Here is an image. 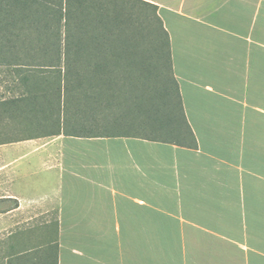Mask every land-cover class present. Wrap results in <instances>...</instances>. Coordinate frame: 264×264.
Masks as SVG:
<instances>
[{
  "label": "crops",
  "instance_id": "crops-1",
  "mask_svg": "<svg viewBox=\"0 0 264 264\" xmlns=\"http://www.w3.org/2000/svg\"><path fill=\"white\" fill-rule=\"evenodd\" d=\"M146 1L197 146L34 134L0 199L54 211L58 264H264V0Z\"/></svg>",
  "mask_w": 264,
  "mask_h": 264
},
{
  "label": "trees",
  "instance_id": "trees-1",
  "mask_svg": "<svg viewBox=\"0 0 264 264\" xmlns=\"http://www.w3.org/2000/svg\"><path fill=\"white\" fill-rule=\"evenodd\" d=\"M148 8L154 10L158 22L157 38L159 32L162 35L155 51L160 59L166 60L172 82L171 88L162 87L160 95L164 103L170 96H176L172 105L175 113L169 114L165 121L161 119L159 126H172V131L164 137L130 132H79L84 129L82 113L87 105L95 104L88 106L94 111L96 103L109 101L114 96L110 89L115 82L135 86L148 81V54L141 46L142 41L133 38L136 32L133 34L131 30L132 20L142 25L141 13ZM5 65L14 68L17 75L14 88L20 92L5 99L3 107L11 114L50 119L57 127L52 133L131 135L197 146L173 75L169 33L158 15L157 5L150 1L0 0V66ZM158 74L164 72L159 70ZM147 103H143V110L147 111ZM68 120L78 122L72 125L75 132L65 129ZM17 206L16 199L0 200V212ZM54 264H58L57 255Z\"/></svg>",
  "mask_w": 264,
  "mask_h": 264
},
{
  "label": "rangeland",
  "instance_id": "rangeland-1",
  "mask_svg": "<svg viewBox=\"0 0 264 264\" xmlns=\"http://www.w3.org/2000/svg\"><path fill=\"white\" fill-rule=\"evenodd\" d=\"M141 17L142 25H139L138 20H132L131 30L133 29V34L136 32L133 38L142 41L141 46L148 54V81L135 86L122 84L121 81L115 82L110 89L114 96H110L109 101L96 103L98 107L94 111L90 107L95 104L87 105L82 113L84 129L79 132H130L149 137H164L172 131V126H159L161 119L165 121L169 114L175 113L172 105L176 100L173 95L164 103L160 95L163 86L172 87L166 60L164 57L160 59L159 53L155 51L162 35L159 32L157 38L155 33L158 22L152 8L144 10ZM143 34L146 35L142 36ZM13 69L8 65L0 66V145L28 139L38 133H50L57 128L54 122L45 117L11 114L3 107L5 99L20 92L14 88L17 75ZM159 70L164 74L159 75ZM143 103H147V111L143 110ZM121 119L123 120L119 121ZM67 123L65 129L75 132L72 125L78 122L68 120ZM11 161L9 150L0 147V198L17 192L12 184V169L9 165ZM3 165L5 167L1 168ZM35 204L39 207L35 208ZM42 206L41 202L24 201L21 209L0 212V264H54L57 246L56 217L53 210L48 211Z\"/></svg>",
  "mask_w": 264,
  "mask_h": 264
}]
</instances>
